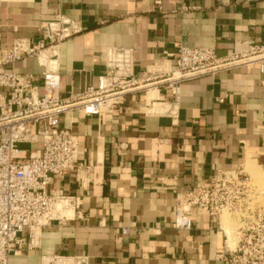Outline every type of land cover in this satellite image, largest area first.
Wrapping results in <instances>:
<instances>
[{
	"label": "crops",
	"instance_id": "crops-1",
	"mask_svg": "<svg viewBox=\"0 0 264 264\" xmlns=\"http://www.w3.org/2000/svg\"><path fill=\"white\" fill-rule=\"evenodd\" d=\"M58 15L83 28L58 49L62 99L96 86L109 48H132L139 77L171 66L178 45L223 59L264 46V0H0V49L18 38L35 43L38 26ZM14 71L41 82L34 58ZM150 92L167 98L163 86L150 87L111 111L86 116L74 105L60 117L77 137V163L90 172L86 184L71 171L49 189L79 196L80 208L44 227L40 247H23L8 264H39L43 255L85 256L88 264H225L216 258L224 246L217 224L192 211L191 229L176 230L174 209L217 171L251 165L264 174V74L245 62L182 82L176 120L146 112Z\"/></svg>",
	"mask_w": 264,
	"mask_h": 264
},
{
	"label": "built area",
	"instance_id": "built-area-1",
	"mask_svg": "<svg viewBox=\"0 0 264 264\" xmlns=\"http://www.w3.org/2000/svg\"><path fill=\"white\" fill-rule=\"evenodd\" d=\"M82 31L79 22L58 15L38 26L35 43L18 38L8 49H0V264H8L9 257L23 247L38 249L44 227L70 220L67 212L80 208L79 196L49 189L53 179H64L71 171L86 184L90 172V167L77 163V137L60 126V117L71 107L79 105L86 116L97 115L102 109L111 111L130 93L163 86L167 98L150 100L146 112L176 120L182 82L245 62H256L264 74V46L260 45L224 59L210 48L178 45L171 66L146 69L139 77L132 48H109L96 86L62 99L58 49ZM27 58L36 59L43 68L40 84L35 75L14 71ZM37 143L39 149L32 150ZM192 211L207 215L223 234L217 260L264 264V189L243 168L217 171L178 198L173 215L176 230L191 229ZM224 213L237 223L232 247L221 224ZM39 264H88V259L43 255Z\"/></svg>",
	"mask_w": 264,
	"mask_h": 264
},
{
	"label": "rangeland",
	"instance_id": "rangeland-1",
	"mask_svg": "<svg viewBox=\"0 0 264 264\" xmlns=\"http://www.w3.org/2000/svg\"><path fill=\"white\" fill-rule=\"evenodd\" d=\"M250 176L251 178L255 181V183L261 188L264 189V174L261 173V171L259 172L258 170H256L253 166H246V168L244 169ZM223 220L226 222L227 225H229V228L231 229V234H230V238L232 235V242H236V234H235V230L237 228V223L235 218H233L231 215L224 213V215H222L221 217V222L223 224Z\"/></svg>",
	"mask_w": 264,
	"mask_h": 264
},
{
	"label": "bare ground",
	"instance_id": "bare-ground-1",
	"mask_svg": "<svg viewBox=\"0 0 264 264\" xmlns=\"http://www.w3.org/2000/svg\"><path fill=\"white\" fill-rule=\"evenodd\" d=\"M45 57H46V53H44V54L42 55L41 58L44 59ZM153 94H154L153 92H150V93L148 94V102H150V100L154 99V97L152 96ZM67 214L70 215V216H72L71 211H70V212H67ZM224 223H225V221H224ZM226 230H227V229H225V232H226L227 235L230 237V235H229V231H228V230L226 231ZM228 236H227V237H228ZM230 239H231V238H230ZM231 240H232V239H231ZM231 240H230V242H231ZM230 242H229V243L227 242L228 245H230ZM235 243H236V242H234V244H233L232 246H234ZM231 244H232V243H231Z\"/></svg>",
	"mask_w": 264,
	"mask_h": 264
}]
</instances>
